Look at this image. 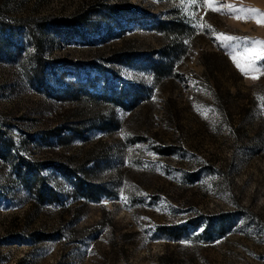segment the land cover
I'll return each instance as SVG.
<instances>
[{"label": "rangeland", "instance_id": "rangeland-1", "mask_svg": "<svg viewBox=\"0 0 264 264\" xmlns=\"http://www.w3.org/2000/svg\"><path fill=\"white\" fill-rule=\"evenodd\" d=\"M253 41L264 0H0V264H264Z\"/></svg>", "mask_w": 264, "mask_h": 264}, {"label": "snow or ice", "instance_id": "snow-or-ice-1", "mask_svg": "<svg viewBox=\"0 0 264 264\" xmlns=\"http://www.w3.org/2000/svg\"><path fill=\"white\" fill-rule=\"evenodd\" d=\"M207 2L211 5L212 3V0H207ZM236 11H247L249 13H257L258 10H252V9H248V10H244V9H239V10H236ZM260 22V21H258ZM240 38L238 37H232V36H225L224 37V41H222V43L227 46L228 43L230 42H233V41H236V40H239ZM252 43L254 44H260V45H264V42H261V41H253ZM244 44L245 46H247L248 44V41H247V38L244 39ZM260 59H264V56H261L259 57ZM237 67L241 69V71H245V69L237 62ZM255 78V77H254Z\"/></svg>", "mask_w": 264, "mask_h": 264}, {"label": "trees", "instance_id": "trees-1", "mask_svg": "<svg viewBox=\"0 0 264 264\" xmlns=\"http://www.w3.org/2000/svg\"><path fill=\"white\" fill-rule=\"evenodd\" d=\"M82 232H83V229H80V230H76V229H75V230H72V231H71V234H77V233H82ZM166 259H169V258H168V257H165L164 260H166ZM170 264H171V263H170Z\"/></svg>", "mask_w": 264, "mask_h": 264}]
</instances>
